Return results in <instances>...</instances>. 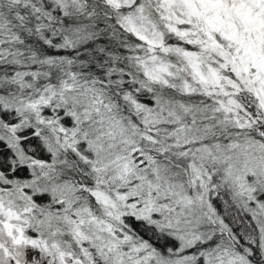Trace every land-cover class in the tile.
Returning a JSON list of instances; mask_svg holds the SVG:
<instances>
[{
  "label": "snow or ice",
  "instance_id": "6c2138e0",
  "mask_svg": "<svg viewBox=\"0 0 264 264\" xmlns=\"http://www.w3.org/2000/svg\"><path fill=\"white\" fill-rule=\"evenodd\" d=\"M0 264H264V0H0Z\"/></svg>",
  "mask_w": 264,
  "mask_h": 264
}]
</instances>
